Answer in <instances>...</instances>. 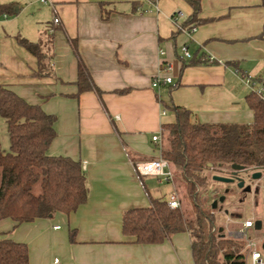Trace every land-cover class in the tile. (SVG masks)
I'll use <instances>...</instances> for the list:
<instances>
[{"label": "crops", "instance_id": "crops-1", "mask_svg": "<svg viewBox=\"0 0 264 264\" xmlns=\"http://www.w3.org/2000/svg\"><path fill=\"white\" fill-rule=\"evenodd\" d=\"M50 1L53 9L39 0H0L19 8L0 15V85L55 117L46 153L81 164L87 200L69 215L0 221V239L26 245L29 264H193L187 232L159 244L122 234L124 213L176 192L174 180L138 177L134 165L161 157L163 135L160 143L152 137L175 122L169 109L161 115L163 105L187 109L193 123H252L250 92L235 71L264 77L261 0H201L198 24L186 26L192 9L184 0ZM176 12L180 26L195 27L191 35L177 31ZM18 40L42 46L49 76L35 75L38 61ZM209 58L213 64H187ZM79 63L99 94L75 96ZM161 63L171 65L172 84L153 88ZM0 150H9L1 117Z\"/></svg>", "mask_w": 264, "mask_h": 264}, {"label": "trees", "instance_id": "trees-1", "mask_svg": "<svg viewBox=\"0 0 264 264\" xmlns=\"http://www.w3.org/2000/svg\"><path fill=\"white\" fill-rule=\"evenodd\" d=\"M184 1L192 9L185 26L197 25L201 0ZM261 6L264 7V0ZM18 11L15 4L0 5V15L14 16ZM18 41L37 59L35 75L49 76L50 66L42 46ZM202 63L209 64L206 59L187 64ZM257 79L264 82V77ZM76 86V97L87 91L100 93L81 63ZM245 99L253 111V121L246 125L193 123L187 109L163 105V109L173 112L175 122L161 127L166 141L161 157L184 183L192 215L185 217L180 210L169 209L165 201L150 199L148 208L123 214L121 229L125 237L133 238L135 244H159L174 234L187 232L193 264H244L243 244L221 236L215 214L207 200L200 199L198 189L207 190L206 177L201 174L204 170L264 167V103L251 93ZM0 117L6 122L9 139V150H0V221L10 219L17 226L56 213L75 212L87 200L86 178L79 162L47 155L55 138V117L45 114L39 106L27 104L1 85ZM70 237L73 240L72 234ZM0 264H29L27 246L0 239Z\"/></svg>", "mask_w": 264, "mask_h": 264}, {"label": "built area", "instance_id": "built-area-1", "mask_svg": "<svg viewBox=\"0 0 264 264\" xmlns=\"http://www.w3.org/2000/svg\"><path fill=\"white\" fill-rule=\"evenodd\" d=\"M39 1L42 4L50 5L53 9V5L50 0H39ZM154 8L157 9L156 6ZM182 17L183 14L181 12H176L171 17V20L174 23L177 31L191 35L195 31V27L185 28L180 26L178 24V21ZM52 23L57 26L61 24L60 18L55 10H53ZM181 52L183 57L190 58L186 47H182ZM159 53L163 55L162 51H159ZM208 62L212 63L213 60L209 58ZM170 71H171L170 64L161 63L158 74L155 75L152 79L151 86L153 88H159V86L161 85H171L172 79L171 77L168 76ZM235 74L239 76L240 81L245 86V88L251 94L256 95L264 103V82L262 80H258L257 78H253L245 74H241L239 73V71H235ZM165 114L166 111L165 109H163L161 115L164 116ZM161 136H162V131H160L157 135L153 136L152 141L155 143H160ZM134 171L138 177H155L160 182L171 183L173 181V169L171 168L169 162L161 157L154 161H147V162H141L135 164ZM166 203L169 209L172 210L179 209L180 198L178 194L176 192L171 193ZM251 229H253V222L251 219L242 221L240 227L237 230H232L228 233V237L231 238L232 240H235L243 244L241 253L244 255V264H264V258L262 253L257 250L258 247L257 244L249 236V231ZM55 263H58V261L55 260Z\"/></svg>", "mask_w": 264, "mask_h": 264}, {"label": "flooded vegetation", "instance_id": "flooded-vegetation-1", "mask_svg": "<svg viewBox=\"0 0 264 264\" xmlns=\"http://www.w3.org/2000/svg\"><path fill=\"white\" fill-rule=\"evenodd\" d=\"M219 173L224 172L223 175H217L219 177L230 178V183H221L225 187L218 195H214L210 201L209 206L215 212H221V208L231 199H237L235 206H237V212H231L228 209H222L223 215L226 217V223L236 224L241 223L246 215H249L253 222V230L259 233L257 240L253 239L255 243L261 246L264 244V202L262 204L258 201L260 193H264V186L261 184L264 182V167L253 166L252 168H240L238 170L230 168H218ZM214 176H212L213 178ZM242 183V186L238 185ZM247 197H251L247 200ZM261 210V212H260ZM224 230L219 227V232L225 239H231L228 237L229 229ZM263 252V251H262ZM264 253V252H263Z\"/></svg>", "mask_w": 264, "mask_h": 264}, {"label": "rangeland", "instance_id": "rangeland-1", "mask_svg": "<svg viewBox=\"0 0 264 264\" xmlns=\"http://www.w3.org/2000/svg\"><path fill=\"white\" fill-rule=\"evenodd\" d=\"M246 90V88H245ZM247 91V90H246ZM166 143L165 139L163 140V145L164 146ZM174 174V185H175V191L178 194L179 198H180V208L178 210H180L185 217H190L192 215V207H191V203L190 201L187 199L186 196V189H185V185L184 183L181 181L179 175L177 172H175L173 166L171 165ZM202 176L206 177L207 180V190H204V188H199L198 189V193L200 195V199H206L207 200V206H209L210 201L213 199L214 195H218L219 193L222 192V189H224L225 185L221 184L219 182H215L212 180V176L213 175H223L224 172L219 173V171L217 170H204L202 173ZM262 186H264V182L261 184ZM251 197H247V200H250ZM237 199H231L229 202L225 203L223 205V207L220 209L221 212H215V217H216V226L219 228H222L225 233L226 229H229L230 231L232 230H237L239 228L238 225L236 224H228L226 223V217L223 215L222 209H228L231 212H237L238 208L237 206H235V201ZM258 201L260 204H262L264 202V193H260L258 196ZM261 212V210H260ZM251 219L249 215H246L243 219V221L245 220H249ZM249 236L252 239L257 240L259 233L256 230L251 229L249 231ZM235 241V240H234ZM257 250L259 252L262 253L263 258H264V253L262 252L261 246L258 245Z\"/></svg>", "mask_w": 264, "mask_h": 264}, {"label": "water", "instance_id": "water-1", "mask_svg": "<svg viewBox=\"0 0 264 264\" xmlns=\"http://www.w3.org/2000/svg\"><path fill=\"white\" fill-rule=\"evenodd\" d=\"M233 169L238 170L239 167L233 166ZM212 180L219 183H230L232 181L230 178L219 177V176H214ZM238 186L241 187L242 183H240ZM262 251L264 252V244L262 245Z\"/></svg>", "mask_w": 264, "mask_h": 264}]
</instances>
